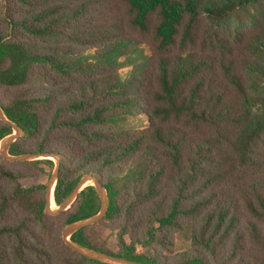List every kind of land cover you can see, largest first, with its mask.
<instances>
[{
    "label": "trees",
    "instance_id": "trees-1",
    "mask_svg": "<svg viewBox=\"0 0 264 264\" xmlns=\"http://www.w3.org/2000/svg\"><path fill=\"white\" fill-rule=\"evenodd\" d=\"M263 12L264 0H0V108L23 133L8 155L58 159L56 206L83 177L107 197L70 243L141 264H264ZM142 43L150 54L121 78L118 59ZM11 133L0 120V140ZM3 162L0 264H110L62 237L99 213L95 186L51 215L46 186L24 183L52 161ZM96 225L116 232L115 252ZM182 230L190 248L172 254Z\"/></svg>",
    "mask_w": 264,
    "mask_h": 264
},
{
    "label": "rangeland",
    "instance_id": "rangeland-1",
    "mask_svg": "<svg viewBox=\"0 0 264 264\" xmlns=\"http://www.w3.org/2000/svg\"><path fill=\"white\" fill-rule=\"evenodd\" d=\"M264 26V12L262 13V15L260 16V24L259 27L257 29H260ZM254 29L252 28H248V29H244L242 31L243 34L247 35L249 33H252ZM142 42H144V40H142ZM139 51L136 52L133 56L131 57H120L118 59V62L120 63V67L118 68V73L120 75L121 78H126L129 74V71L131 70V67L133 64H137L142 62L143 60H145L146 56H148L150 54V48L149 46L145 45L144 43H142L141 45H139ZM4 116V115H3ZM1 121H4L0 118ZM5 122V121H4ZM128 123L130 124V126L132 127H137L140 125H144L145 124V119L143 116H137V117H132L129 118ZM23 133L18 129L14 130L12 128V133L8 136H5L4 138H2L0 140V163L3 162V159L9 162H14L12 160H10L9 158H13L15 156H10L8 155L7 151H8V147L4 148V145L6 144V140L16 137L15 140L19 137H22ZM35 155V154H34ZM36 155H45V154H36ZM35 157V156H34ZM41 159H48L52 161V166H48V165H44V172L41 174V176L39 178H37L35 181H25L24 184L26 185H31V184H39V185H45L46 186V194H47V187H49L50 191H51V187L55 186V178H54V174L56 172V170L58 171V159L56 157L53 156H37L33 159H28L25 161H31V160H41ZM18 161V160H17ZM6 165H8L6 162H3ZM58 173V172H57ZM57 177V176H56ZM84 181H83V187L87 186V185H95V180L92 178H87V177H83ZM57 179V178H56ZM102 194L105 197V202L107 203V197L105 194V191L102 189ZM48 209L51 213L46 211L45 208V212L48 214H57L58 210H59V206H56V204L54 203L51 207L50 203L48 202ZM100 219V218H99ZM98 219V220H99ZM97 220V221H98ZM97 221H95L93 224H95ZM77 223H74L72 225L66 226L63 231H62V237H63V233L65 230H67L70 227L75 226ZM91 224V225H93ZM90 226V225H88ZM94 232L97 234V236L99 237V240L102 242V245L106 246V248L110 249L111 251L115 252L116 248L115 246L117 245V241H116V232L110 230L109 228L105 227V226H100V225H96L94 226ZM170 238L172 241V245L170 246V249L172 251V254H176V253H182V252H187L190 248V241L188 238V232L186 230H182L179 232H174L170 234ZM64 239L66 240V242L69 240L68 236H65ZM69 242V241H68ZM144 249L137 245L136 246V251L137 252H141ZM166 254V253H165ZM117 264V263H115Z\"/></svg>",
    "mask_w": 264,
    "mask_h": 264
},
{
    "label": "water",
    "instance_id": "water-1",
    "mask_svg": "<svg viewBox=\"0 0 264 264\" xmlns=\"http://www.w3.org/2000/svg\"><path fill=\"white\" fill-rule=\"evenodd\" d=\"M0 118L2 120H4L6 123L10 124L12 126V128L14 130H17L18 131V128L11 122H9L4 116H3V113H2V110L0 108ZM16 137H13V138H10L8 140H6V144L4 145V148L10 146V144L15 140ZM37 156H43V157H46L48 155H34V154H24V155H21V156H16V157H13V158H9L10 160L12 161H17V160H21V161H24V160H28V159H33ZM57 176V170L54 174V178H55V182H56V177ZM87 178H91V177H87ZM93 179V178H92ZM83 181H84V178H81L78 183L76 184V186L74 187V189L72 190V192L62 201V203L59 205V210L57 212H60V211H63V210H66L70 207V205L73 203V201L75 200L77 194L84 188L82 185H83ZM95 188L97 190V193L99 195V199H100V211L99 213L96 215V216H93L89 219H86V220H83V221H80V222H77V224L73 227H70L68 228L67 230L64 231L63 233V238L65 236H70V234H72L73 232L83 228V227H86L88 225H91L93 224L95 221H97L99 218H101L105 212H106V207H107V203L105 202V197L103 196L102 194V188L101 186L95 181ZM54 187V186H53ZM54 189V188H53ZM50 196V189L49 187H47V203H46V211L51 213L48 209V198ZM68 245L70 246V248H72L74 251H76L77 253L83 255V256H86L88 258H91V259H95V260H98V261H103V262H107V263H110V264H141V263H136V262H132V261H128V260H125V259H122V258H117V257H113V256H110L108 254H104V253H100V252H95V251H90V250H86L84 248H81L77 245H74L70 242H68Z\"/></svg>",
    "mask_w": 264,
    "mask_h": 264
},
{
    "label": "bare ground",
    "instance_id": "bare-ground-1",
    "mask_svg": "<svg viewBox=\"0 0 264 264\" xmlns=\"http://www.w3.org/2000/svg\"><path fill=\"white\" fill-rule=\"evenodd\" d=\"M53 186L51 187V191H50V196L48 198V202L50 203L51 207L54 204V200H53Z\"/></svg>",
    "mask_w": 264,
    "mask_h": 264
}]
</instances>
